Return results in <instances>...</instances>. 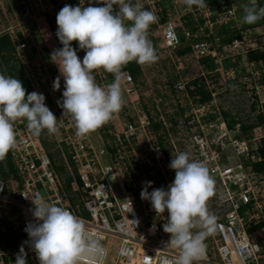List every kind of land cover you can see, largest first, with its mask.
<instances>
[{"label": "built area", "instance_id": "2783aa9c", "mask_svg": "<svg viewBox=\"0 0 264 264\" xmlns=\"http://www.w3.org/2000/svg\"><path fill=\"white\" fill-rule=\"evenodd\" d=\"M86 1L76 0L72 5L67 0H0V19L4 17L9 21L0 35H9L13 54L27 72L32 91L45 96V104L50 111H55L53 114H62L57 120L60 133L56 141L66 151L62 154L65 174L61 175L41 136L33 135L26 121L15 123L17 144L9 153L16 176L10 175L7 180L0 176V218H5L8 226L21 236L15 244L0 246V264H15L22 245L26 264H39L35 252L26 243L29 237L24 230L35 222L32 200L37 196L67 208L83 220L89 234L103 237L101 243L106 255H90L79 264H175L179 250L167 246L170 234L163 230L167 210L157 214L151 202L140 196L146 181L153 182L149 192L161 187L167 190L175 177L169 160L183 152L179 146L183 136L170 130L171 122L153 116L161 112L158 106L161 98L156 100L154 109L141 105L133 109L134 113L125 112L129 118L121 119V115L115 114L108 124V135L104 138L103 131L98 132L100 138H94L93 142L89 134L84 138L76 135L74 121L69 114H63L58 105L62 95L51 85L53 75L48 74V79L43 75L48 65L37 47L42 22L47 26L51 23L57 31L59 10L66 4L84 7ZM158 1L139 0L144 7L143 3H148L146 6L158 17L154 23L157 30H148V39L153 42L154 37H158L157 46L170 52L181 46L183 34L196 58H211L214 70L224 68L226 80H237L245 85L260 109L258 112L263 113V121L247 132H239V121L229 128L221 117L202 126V131L210 129L212 135L199 134L198 138L194 135L186 140L193 149L192 158L208 165L215 185L219 186L214 191L219 195L218 203L214 211L212 209L218 217V228L206 238V258L199 264H264V171L253 169V163L264 161V58H248L249 51L264 49L260 38L264 34L262 26L241 28L237 15L241 0H232L229 5L226 0H210L205 8L195 7L196 30L192 32L181 22V15L176 21L167 12V20L161 22L158 14L161 9L155 7ZM176 1L170 0L174 6ZM175 13L178 14L176 9ZM9 15L14 16L13 21L8 19ZM200 17L202 22H199ZM221 25L236 27L240 34L223 42L215 35V28ZM71 46L82 60L85 51L73 41ZM97 71L96 82L100 81L102 86L107 73L103 69ZM121 71L125 92L136 93L130 72L123 68ZM176 84L175 91L187 92L184 82ZM211 95L210 100L197 104L187 124L192 122L193 126L196 113L200 116L217 113L212 92ZM154 122L160 126L154 128ZM228 152L233 153L237 161L231 163ZM0 227L1 231L5 230L1 223Z\"/></svg>", "mask_w": 264, "mask_h": 264}, {"label": "clouds", "instance_id": "9594fccd", "mask_svg": "<svg viewBox=\"0 0 264 264\" xmlns=\"http://www.w3.org/2000/svg\"><path fill=\"white\" fill-rule=\"evenodd\" d=\"M183 2L189 7H207L206 0ZM242 11L245 24L264 18V6H259L258 0H248ZM157 20L156 14L146 10L139 0H102V6L84 7L66 4L59 10L56 36L63 47L50 54L60 73L53 88L59 90L62 76L64 90L58 105L63 114L71 116L78 137L84 138L97 130L122 109L121 70L125 65L132 61L152 64L158 60L148 39V29ZM129 21L131 24L126 23ZM72 41L85 51L82 60L71 46ZM101 68L115 77L105 87L98 85L93 75L94 70ZM21 120L26 121L27 129L35 136L45 129L50 135L59 131L57 118L46 106L42 93L26 94L19 79L0 74V160L16 146L14 125ZM169 167L175 170V177L167 190L161 187L149 192L153 182L146 181L140 196L151 202L157 214L167 210L163 230L170 234L167 246L179 250L175 264H199L206 258V238L218 228V217L207 206L214 195L215 180L208 165L191 158L187 152H178ZM128 202L131 211V200ZM32 203L35 222L24 230L29 237L26 243L35 252L39 264H79L87 256L106 255L101 243L103 237L89 234L83 220L67 208L40 196ZM15 264H26L23 245L16 254Z\"/></svg>", "mask_w": 264, "mask_h": 264}, {"label": "rangeland", "instance_id": "374dc122", "mask_svg": "<svg viewBox=\"0 0 264 264\" xmlns=\"http://www.w3.org/2000/svg\"><path fill=\"white\" fill-rule=\"evenodd\" d=\"M76 0H67L68 3L74 4ZM66 2V0H65ZM86 6L91 4L92 6H102V0H87ZM145 2V1H144ZM160 2H163V5L159 4ZM177 3L175 6L173 5L170 0H159L158 3H155L156 9H163L166 8L167 12L170 13V16L173 20H178V16L181 15L180 19L181 22H183L184 25V18L186 15H188V10H193L192 14L193 17H196V6L189 7L187 6L183 0H177ZM240 3H242V6L239 7L237 11V15L239 16V19L242 22V16H243V7L245 4L248 3V0H241ZM145 4V9L153 11V9L146 6L148 3ZM85 6V5H84ZM174 9L177 10L178 14H173ZM115 10L118 11V6H115ZM158 11L159 16L161 17L162 11ZM212 11H214V6H212ZM156 12V11H155ZM9 20H14L13 15H9ZM39 21V20H38ZM11 22V21H10ZM9 23L8 20H5L4 17L0 19V33L3 32V29L5 26ZM128 24H131V22H126ZM262 26V30L264 31V25ZM260 27H256L258 29ZM41 32L37 36V47L39 49L40 55L42 56L43 53L48 54L47 58V65L48 69L47 72H44L43 75L48 79V74H52L53 76H50L52 79V83L55 80L57 76H60L58 66L51 62L50 60V54L54 49L61 48V42L59 41L58 37L56 36V30L54 29L53 25L50 23L49 26H47L44 22L41 24ZM148 30L156 31L157 26L154 24L150 25ZM258 31V30H257ZM262 42H264V34L262 37H260ZM158 37H154L153 39V46L156 50V53L158 55V60L155 63L152 64H140L141 67V73L137 77L135 81V92L136 93H127L125 92L124 88L122 87L123 92V99L124 104L122 109L116 113L121 115V119L129 118L130 116L125 113L127 111L131 113H134L135 110H133L135 107L139 109V107L143 104L145 106L149 107L150 109H154V106L156 105V100L158 98H161L160 103H158V106L160 107L161 112L153 113V116L162 120L164 122H171V131L175 134L180 136H183L184 140L179 142V146H181L183 152H187L190 154L191 158L193 156V149L190 146L189 142H186L188 138H192L194 135L199 134H211L210 129L206 128L204 131H202V126L206 125L205 123H208L210 121H215L217 118L223 117L224 112L227 113L229 116L228 118L231 120L233 118L235 121H239L241 126L239 129L240 133H243L242 131V125H256L258 122L257 116L261 112L259 108L255 105V101L249 96V93L247 92V89L245 88V85L241 84L237 80L233 79H227L226 80V74L224 68L221 70H214L208 69L206 70L204 66L201 64L200 58H196L191 52H188L183 55H179L177 53V50H173L170 52H164L157 46ZM76 42V41H75ZM76 44H78L76 42ZM3 68V67H2ZM5 70V76H9L6 68H3ZM102 69V68H101ZM97 69L93 71V75L96 80L97 76ZM56 76V77H55ZM198 80V83L203 85L204 88L208 89L212 92L214 95L215 103L214 107L216 106L217 113H206L205 115H199L198 113L195 114V120L192 126V122L187 124V118H189L190 115L193 114V109L197 106V102L194 101L190 96H188L187 92H178L175 91V85L179 81L180 84H183V82L186 85L187 90H189L191 85L189 84L192 80ZM29 81V80H28ZM97 80V84L101 86V82ZM30 84V82H29ZM110 84V82H105L102 86H106ZM30 88L31 85H30ZM64 90V80L63 77H60V88L59 92L62 95ZM32 91V89H31ZM45 91V89H44ZM39 93V92H38ZM137 95V96H136ZM190 95V94H189ZM212 96V95H211ZM62 98V96H61ZM196 111V109H195ZM52 112V111H51ZM55 112V111H53ZM52 112V113H53ZM128 112V113H129ZM127 114V115H126ZM214 118H209L210 115H215ZM57 117V120L59 119L60 115L62 114H54ZM115 115V114H114ZM113 115V119L115 116ZM198 115V116H197ZM196 117L199 120L196 122ZM113 120L111 119L103 126L99 127L97 130L91 132L89 136L91 137V140L95 138L96 140L100 138L98 134V130L102 128H108V124H110ZM252 126V127H253ZM233 127V126H232ZM59 128V127H58ZM209 128V127H207ZM246 132L248 129L245 130ZM101 132V131H100ZM59 131L55 134H48L47 130H43L40 134L42 140L47 146V151L53 155V160L55 162V165H63L64 158L62 156L63 152L65 153V149L63 146L56 141V137L59 138ZM198 138V136H197ZM196 138V139H197ZM94 142V141H93ZM59 144L61 146H59ZM169 144V142H168ZM230 162L233 163L234 161H237L236 157L233 155V153L228 152ZM12 160V159H11ZM171 159L169 160L170 165ZM14 165V164H13ZM64 166V165H63ZM15 167V166H14ZM61 175L65 174V167L63 171H58ZM9 179V176L8 178ZM10 183V182H9ZM8 183V184H9ZM219 186L215 185V188H218ZM235 189V187H233ZM218 196L217 193L214 192V195L209 198L207 201V206L209 211L212 213V209L214 211V207L218 203ZM227 204L225 205V207ZM0 213L2 211L0 210ZM2 227H0V232Z\"/></svg>", "mask_w": 264, "mask_h": 264}, {"label": "trees", "instance_id": "16d2710c", "mask_svg": "<svg viewBox=\"0 0 264 264\" xmlns=\"http://www.w3.org/2000/svg\"><path fill=\"white\" fill-rule=\"evenodd\" d=\"M53 1L55 2L56 0H53ZM209 1L210 0H206V3ZM231 1L232 0H226V3L229 5ZM233 1H235V0H233ZM159 4L163 5V2H160ZM258 5L264 6V0H258ZM161 11L162 12H160V13L162 16L160 17V21L164 22L168 18L167 10H166V8L163 7V9ZM187 13H188V15L183 17L184 18V25L193 32L196 30V20L193 19L194 17L192 16V14H189L191 12H187ZM202 21H203V19L200 17L199 22H202ZM263 24H264V18L260 19L259 21H257L254 24L243 23L241 28L243 29L245 27L258 26V25H263ZM239 34H240L239 29L236 27L229 28L227 25H221V26H218L215 28V35L219 36L223 40V42L229 41L230 39H232L235 36H238ZM180 38H181L182 44L177 49V53L179 55H183V54H186L190 51V47H189L188 41L185 39L183 34H181ZM73 42H74V44H76L75 41H73ZM76 45L78 46V44H76ZM61 46H63V45L61 44ZM13 48L14 47H13V44L11 42L9 35L6 33L1 34L0 35V71H1V74H5L4 73L5 70L3 68H6L9 76L17 78L22 82L23 87L26 89V94L30 93L32 91H31L30 84H29V81L27 78V72L25 71L24 67L20 63L19 59L16 58L15 55L13 54ZM263 50L256 48L255 50L249 51L248 52V58L249 59L264 58V51ZM42 57H43V59H45L47 61L48 54L43 53ZM200 61L206 70L214 68V64H213L211 58H209V57L201 58ZM123 69H127L130 72L134 81H136L137 77L141 73V67L135 61L129 62L127 65H125L123 67ZM106 73L107 74H106L105 82H110V81H113L115 79V77L112 73H108V72H106ZM189 84L192 85L193 87L187 91L190 94L189 96L192 99H194V101H196L197 103H204V102L211 99V91L204 88L203 85L199 84L197 79L192 80ZM142 106L146 107L145 104H143ZM263 110H264V106H263ZM228 116L229 115L224 112L223 118L227 120L228 126L232 127L233 124L235 123V120L233 118H231V120H230L228 118ZM214 117H215V115L209 116V118H214ZM257 119H258L259 123L262 122L263 121V113L258 114ZM153 126H154V128H158L160 126V123L154 122ZM252 126L253 125H247V126L242 125L241 129L244 132L246 129H249ZM100 131L101 132L103 131L102 135L104 138L108 135L106 133L105 127L98 130V132H100ZM42 142L47 149L48 144H46L45 139H44V141L42 140ZM165 151H167V150L165 149ZM49 156L54 163L55 169L57 171H63L64 166L63 165H55V162L53 160V155L51 153H49ZM71 165L74 166V163L71 162ZM253 169L264 171V161L254 163ZM10 175L16 176L14 165H13V162L11 160V155L8 152L6 157L3 160H0V176L4 180H7L8 176H10ZM0 223L2 226L5 227L4 232H0V246L15 244L17 242V239L21 236L20 232L13 231L8 226L7 220L5 218H0Z\"/></svg>", "mask_w": 264, "mask_h": 264}]
</instances>
